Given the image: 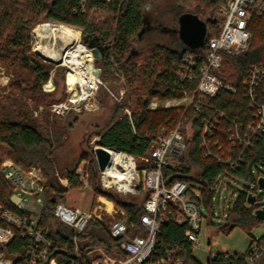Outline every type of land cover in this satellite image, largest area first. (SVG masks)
<instances>
[{
    "label": "trees",
    "instance_id": "16d2710c",
    "mask_svg": "<svg viewBox=\"0 0 264 264\" xmlns=\"http://www.w3.org/2000/svg\"><path fill=\"white\" fill-rule=\"evenodd\" d=\"M174 1L184 5L190 0ZM193 1L208 15L204 20L208 40L217 37L224 22L219 9L226 4V0ZM150 6L151 0H87L85 10L82 11L81 0H0V65L11 75L8 87L0 88L1 207L20 212L12 200L13 185L2 174L4 159L13 161L25 172L33 167L43 171L48 199L43 217L45 224L53 218L54 208L64 203L70 190L84 187L78 169L81 163L86 162L83 172L85 176L88 175L89 186L94 193L93 205L97 198L104 197L126 213L130 224L138 226L149 193L144 191L139 195L124 197L114 190H103L94 148L91 150L90 144L95 138V146L128 153L135 157L139 169H150L154 164L151 160L145 162V159L151 156L152 138L162 131L170 132L181 125L180 131L185 136L187 148L174 165L163 169L166 186L170 187L177 181L185 182L190 188H194L196 183L201 184L203 201L200 205L212 216L217 190L227 184L228 178L245 179L247 189L239 194L235 204L230 207L227 223L219 231L230 234L234 229L241 228L251 233L259 225L260 220L254 214L259 204L249 207L248 196L250 184L255 183L257 175L262 172L258 164L264 165V135H250L252 148L234 145L229 135L235 125L239 128L242 125L238 131L243 137L247 124L253 120L254 111L244 82L253 66H264V13H253L249 24L253 37L250 48L238 55H227L222 68L215 72L225 84L235 87L236 93L221 90L216 97L202 101L195 91L199 68L205 60L206 45L201 47L203 56L196 60L193 79L182 81L179 77L181 66L187 52L193 50L183 52L185 47L182 42L180 47L152 44L150 32L154 26L149 24ZM44 22L57 23L71 30L80 29L85 46H100L104 49V58L95 62L100 70L99 76L105 81H112L117 77L116 69L121 72L128 86L122 104L109 91L100 88L111 101V106L107 108L110 115L103 127L96 126L97 130L87 141L90 150L81 151L74 166L65 163L62 167L57 157L60 151L67 148L69 131L77 118L66 125L50 111L53 104L67 97L66 69L55 67L33 52L35 37L32 31ZM144 28L146 30L142 33ZM174 31L173 37H176L178 31ZM55 68V90L47 93L43 85L50 80L51 71ZM61 88L62 94L57 98ZM186 96L194 97L189 108L177 106L149 109L152 101L182 100ZM258 98L264 101V80L260 83ZM126 107L130 109L131 117L125 114ZM219 114L224 119L219 120ZM237 119L240 122L237 123ZM206 126L212 130L213 137L204 135ZM204 137L212 142L213 156L204 155L201 148ZM216 142L219 143L218 147H215ZM229 157L236 162L234 168L228 164ZM60 177L68 181L67 186L61 184ZM171 208L169 220L162 223L158 252L163 253L170 246L178 245L180 256L186 264H203L195 258L192 245L185 238L188 226L176 222L180 215L178 208L173 205ZM106 219L110 221V218ZM0 225H3L1 221ZM134 233L135 230L131 234ZM52 237L64 243L58 234L53 233ZM255 242L263 245L264 236L258 241L254 239L243 253H218L215 258L210 255L209 261L204 264H258L264 259V254L254 263H249ZM117 245V241L108 236L105 224H92L81 238L83 251ZM20 246L21 242L16 237L10 248L17 250Z\"/></svg>",
    "mask_w": 264,
    "mask_h": 264
},
{
    "label": "built area",
    "instance_id": "2783aa9c",
    "mask_svg": "<svg viewBox=\"0 0 264 264\" xmlns=\"http://www.w3.org/2000/svg\"><path fill=\"white\" fill-rule=\"evenodd\" d=\"M86 2L87 0H81L82 11L85 10ZM219 12L224 17L221 32L215 38L208 40L206 37L205 60L199 68L195 94H198L202 101L216 97L221 90L236 93V88L225 84L215 72L222 68L227 55H238L250 48L253 37L249 31V24L254 12L264 13V0H226V4L220 7ZM48 23L73 34L71 29L60 24ZM80 45L83 46L89 61H84L82 57L71 58V52ZM66 46L68 50L64 54L65 61L56 64V67L66 68L67 97L64 101L53 104L50 111L60 117L70 113L80 114L83 110L96 111L99 109V103H97L99 89L106 86L99 74L95 73L97 67L92 49L85 46L80 38L78 42L75 41ZM201 50L202 48L187 52L179 73L182 81L193 79L196 60L203 56ZM70 73L77 74V79L72 86L69 84ZM52 79L53 73L50 80L43 85V90L47 93L55 90ZM262 80H264V66H253L244 82L245 91L254 111L253 120L247 124L243 137L238 131L242 125L240 128L235 125L234 129H230L229 138L234 145L252 148L250 135H264V101L261 102L258 98V89ZM49 82H51L50 86H48ZM107 90L122 104V97L115 96L109 88ZM121 95H124V92ZM193 99L194 97L186 96L182 100L165 102L155 100L150 103L149 109L177 106L189 108ZM198 109L196 106V110ZM125 111L131 117L130 109L126 107ZM35 114L38 115V112ZM218 118L222 120L224 116L219 114ZM236 122L240 120L237 119ZM216 124H219L218 120ZM180 126L170 132L162 131L152 138L151 156L145 159V162L149 160L153 162L154 167L150 169H139L135 157L128 153L107 149L111 160L105 170H99L102 189L114 190L124 197L139 195L144 191L149 193V198L143 205L138 226L128 222V217L123 210H115V205L108 208L107 203L99 201L98 206L90 209L68 207L64 203H59L53 210V218L45 224L43 217L48 199L42 183L44 178L40 174L41 170L33 169L25 172L12 161L4 162L2 174L13 185L12 200L17 196L28 195L44 201L38 208H33L28 201L21 200L17 203L13 201L20 212L6 210L0 206V221L3 223L0 225V264H186L180 256L181 249L178 245L170 246L163 253L157 250L162 223L169 220L172 205L176 206L180 213L176 222L188 226L185 238L191 243L192 251L204 247L200 235L203 222L200 205L203 197L200 190L190 188L182 181H177L170 187L164 182L163 169L174 165L187 148ZM203 132L205 136L213 137V132L208 126ZM218 146L219 143L216 142L215 147ZM97 148L98 146H95L93 149L94 155ZM201 148L206 157L213 156L212 142L208 138L204 137ZM113 155L117 158L114 159ZM228 159V164L234 168L236 162H233L230 157ZM258 168L262 171L264 165L258 164ZM78 174L85 186H88L83 170H79ZM260 179H264L263 172L257 175L255 183L250 184V188L251 186L255 188H251L249 195L256 197L254 205L259 204L254 214L256 210L264 209V205L259 203V200L263 199L256 192L264 190L260 188ZM248 205L254 206L249 202ZM113 213L121 216L116 218ZM106 216L112 217L109 223L104 220ZM92 224H105L108 236L117 241L118 245L107 248L93 247L83 251L81 238ZM132 229L135 230L133 235ZM53 233L58 234L64 243L57 242L52 237ZM16 237L20 240L21 246L13 250L10 245ZM262 254H264V244L255 242L251 249L249 263H254ZM210 255L212 258L216 257V254L210 253Z\"/></svg>",
    "mask_w": 264,
    "mask_h": 264
},
{
    "label": "rangeland",
    "instance_id": "374dc122",
    "mask_svg": "<svg viewBox=\"0 0 264 264\" xmlns=\"http://www.w3.org/2000/svg\"><path fill=\"white\" fill-rule=\"evenodd\" d=\"M149 13L151 19L159 22V24H157L158 22L157 23L154 22L156 29L150 32V39L152 41V44H164V45H172V46L176 45V47L181 46V40L178 34L176 38L175 37L173 38V36H175L174 30L178 31L179 29L178 20L182 14L185 13L195 14L197 16H200L202 20H205L208 16L203 12V9L197 4V2L193 0H190L188 3L184 5H178L174 0H151ZM46 25H53V24L44 22L42 24H39L32 31V34L35 37L33 52L38 57H40V54L37 52V48L40 44L45 46L46 45L53 46L57 50H63L64 52L68 50V47L66 45L73 43L72 41L73 39L67 35L60 33L56 34L57 40H55V38L48 37L49 38L48 39L47 37H40L38 33L40 29ZM72 32L78 38L81 39L82 32L80 29H74L72 30ZM69 34L75 37L73 34L71 33ZM45 61L52 63L47 60ZM52 64H54V66L56 67V63H52ZM55 71L56 68L51 71V73H53V78L55 75ZM115 71L117 77L112 81H105L103 78L100 77L102 82L106 86V87H102V89L108 91L107 88H109L115 96L119 98L122 97V101H123L124 99H126L125 97L128 91L127 82L125 81V78L123 77L120 71L116 69ZM10 80H11V75L8 73L5 67L0 65V88L3 89L5 87H8ZM60 86H62V84H60ZM102 89H99L97 95V103H99V109H97L96 111L83 110V112L80 114L70 113L62 117L58 116L60 118V121L62 123H65L66 125L73 122L74 118H77L76 122L72 124L71 129L69 131L67 148L58 153L57 158L62 167L65 166V163L70 164V166H74L77 162L78 155L80 154L81 151L90 150V147L92 150L95 147V141L97 139L94 138L90 144V147H88L87 145L88 138L92 133H94L97 130L96 129L97 125L103 127L104 123L107 121L110 115L109 114L110 112L107 110V108L111 106V101H109L108 97L105 96ZM122 92H124V95H121ZM61 94H62V88L60 89L56 97L57 98L60 97ZM39 110L41 111L42 107ZM6 161H11V160L4 159L3 163ZM86 166H87L86 162L81 163L78 171L84 170ZM33 169L41 170L39 167L31 168V170ZM262 172L264 174V169H262ZM40 174L44 178V181H42V183L45 184L46 177L44 176L43 171H41ZM87 176L88 175H86L85 177L87 179L88 186H85V184L83 183L84 187L82 189L70 190L68 195L64 199L65 205H67L68 207L81 208V209H90L93 206L96 207L99 205L98 200L100 197L97 198L95 202L96 204L93 205L94 193L91 187L89 186V179L87 178ZM99 177H100V173H99ZM60 181L62 185L64 186L68 185V181L66 179L60 177ZM226 183L227 184L225 186H222L216 192L213 201L212 216L207 212L204 206H201L203 213V222H202L200 235L204 247H202V249H198V248L195 249L194 256L198 261H200L203 264L207 262V258L210 256V253L211 254H218L224 252L243 253L248 249L249 245L254 239L258 241L264 236V220H260L259 225L254 227L251 233H247L241 228L234 229L230 234H225L219 231L220 227L226 225L227 223L230 207H232L235 204L239 194L245 189H247V185H248L245 179L238 177H233L231 179L228 178L226 180ZM194 188L200 190L203 188V186L201 184L196 183ZM251 188H255V187L251 186ZM251 188H249V190H251ZM256 192L258 193L259 197L263 199V200H259V203L261 205L262 204L264 205V190L256 191ZM21 200L28 201V203L33 208H38L44 201L43 199H36L28 195H23L22 197L17 196L14 198L13 201L17 203L20 202ZM114 209L118 210L117 207H114ZM113 215L116 218L121 216L120 214H116V213H113ZM106 218H110V221L112 220V217L106 216L104 218L106 223L110 222L107 221ZM209 240L211 241V245L207 244ZM258 264H264V259L259 261Z\"/></svg>",
    "mask_w": 264,
    "mask_h": 264
},
{
    "label": "water",
    "instance_id": "95a60500",
    "mask_svg": "<svg viewBox=\"0 0 264 264\" xmlns=\"http://www.w3.org/2000/svg\"><path fill=\"white\" fill-rule=\"evenodd\" d=\"M178 23H179L178 35L183 46L185 47L183 52H185L187 49L197 50L205 45V40L208 35V31H207V24L204 20H202L199 16L195 14L185 13L179 17ZM145 30L146 29L144 28L142 30V33H144ZM91 49L96 61H99L100 59L104 58L105 53L103 48H101L100 46H91ZM180 55L182 56L183 53H181ZM40 57L43 58L41 55ZM43 59L55 63L46 58ZM95 73L100 74V70L98 68L95 69ZM95 159L99 170L103 171L110 163L111 160L110 153L108 152L107 149L103 147H98L95 150ZM260 188L264 189V179H260ZM248 202L251 205H254L256 202V197L249 195ZM255 216L259 220H264V209L256 210ZM207 244L210 245L211 241L209 240ZM207 261H209V257L207 258Z\"/></svg>",
    "mask_w": 264,
    "mask_h": 264
},
{
    "label": "bare ground",
    "instance_id": "6f19581e",
    "mask_svg": "<svg viewBox=\"0 0 264 264\" xmlns=\"http://www.w3.org/2000/svg\"><path fill=\"white\" fill-rule=\"evenodd\" d=\"M64 34V35H67L69 37H71L73 40V42H78L77 39L73 36H71L67 31H65L64 29L58 27V26H55V25H46V26H43L40 31H39V35L40 37H49V38H55V40H57V35L56 34ZM48 38V39H49ZM37 52L43 57V58H46L48 60H51L53 62H55L56 64H60L62 63L63 61H65V57L64 54L65 52L63 50H57L55 47L53 46H45V45H42L40 44L37 48ZM84 50H83V46L80 45L78 48H76L74 51L71 52V58L73 57H77V58H80L82 57L84 61H89L87 59V55L85 54ZM68 57V56H67ZM89 62H87L88 64ZM77 79V74L75 73H70V76H69V84L72 86L75 81ZM51 85V82L48 83V86ZM113 158H117L116 155H113Z\"/></svg>",
    "mask_w": 264,
    "mask_h": 264
},
{
    "label": "crops",
    "instance_id": "0c3cea01",
    "mask_svg": "<svg viewBox=\"0 0 264 264\" xmlns=\"http://www.w3.org/2000/svg\"><path fill=\"white\" fill-rule=\"evenodd\" d=\"M173 38H174V37H173ZM98 201H99V202H105V203H107L108 208H111V207L114 205L111 201H108V200L105 199L104 197H100ZM210 245H211V244H210Z\"/></svg>",
    "mask_w": 264,
    "mask_h": 264
},
{
    "label": "flooded vegetation",
    "instance_id": "af4514ba",
    "mask_svg": "<svg viewBox=\"0 0 264 264\" xmlns=\"http://www.w3.org/2000/svg\"><path fill=\"white\" fill-rule=\"evenodd\" d=\"M154 22L157 23L158 21L151 19L150 22H149V24L151 23V24H153V26H154V28H153L152 30H155V29H156V28H155L156 26H155V23H154ZM151 24H150V25H151ZM157 24H159V22H158ZM175 38H176V37H175Z\"/></svg>",
    "mask_w": 264,
    "mask_h": 264
}]
</instances>
